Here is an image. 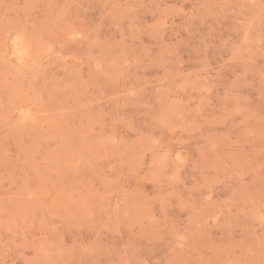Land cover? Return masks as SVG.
<instances>
[{
  "label": "rangeland",
  "instance_id": "obj_1",
  "mask_svg": "<svg viewBox=\"0 0 264 264\" xmlns=\"http://www.w3.org/2000/svg\"><path fill=\"white\" fill-rule=\"evenodd\" d=\"M0 264H264V0H0Z\"/></svg>",
  "mask_w": 264,
  "mask_h": 264
}]
</instances>
